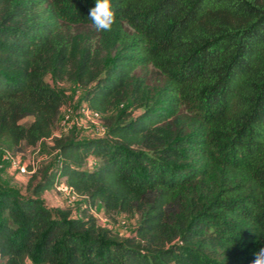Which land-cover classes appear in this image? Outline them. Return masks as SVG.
Segmentation results:
<instances>
[{
    "label": "trees",
    "instance_id": "trees-1",
    "mask_svg": "<svg viewBox=\"0 0 264 264\" xmlns=\"http://www.w3.org/2000/svg\"><path fill=\"white\" fill-rule=\"evenodd\" d=\"M111 2L103 32L95 0H0V148L51 139L57 156L25 196L0 186V264H251L264 247V0ZM46 76L84 91L103 137L52 138L68 99ZM60 182L78 200L56 192L54 214L43 196ZM98 205L113 224L137 218L132 235L101 227Z\"/></svg>",
    "mask_w": 264,
    "mask_h": 264
},
{
    "label": "rangeland",
    "instance_id": "rangeland-1",
    "mask_svg": "<svg viewBox=\"0 0 264 264\" xmlns=\"http://www.w3.org/2000/svg\"><path fill=\"white\" fill-rule=\"evenodd\" d=\"M74 34L82 35L86 38L95 39L94 32L89 27H80L76 28ZM45 80L51 84V86L55 89L61 90L64 92L68 99V103L66 106L62 109L59 120L57 122V129L55 134L59 135L61 130H63L64 125L66 124L67 120L69 118L76 117V110L78 109V106L83 102L82 101V95L84 91H82L80 88L74 85V83L67 82L63 84H59L55 81H53L49 76H46ZM147 82L149 84H156L158 82V77L154 72H149L147 75ZM114 113V112H112ZM137 113V112H136ZM135 113V114H136ZM32 121L31 118H26L21 121L22 124L27 125ZM98 130L102 127V122H98L97 124ZM92 127V124L87 121H78L77 124L73 125V133L79 139H89L93 137V133L90 131ZM96 133V132H95ZM97 134V133H96ZM23 154L17 155L16 157L20 158V160L24 163L34 162L37 165V168L39 166H51L54 169V166L56 165V152L53 151V142L50 140H46L38 144V146L29 151L24 146L21 148ZM30 178V175H20L12 170L7 166V164L1 160L0 158V186L16 191L20 195L25 196L27 194V183ZM43 199H45L46 206L52 210V212L55 214L57 209H66V205L64 203V200L52 189L45 193L43 196ZM98 217L99 222L98 224L101 227H104L106 229H111L114 234L119 240H122L130 235H132L133 230L137 223V218H128L124 215L117 216V222L118 223H112L111 221H107L104 219L102 215V209L98 205ZM72 213L74 216H78L80 212V207L76 206V208H73ZM25 264H31L28 260H25Z\"/></svg>",
    "mask_w": 264,
    "mask_h": 264
},
{
    "label": "built area",
    "instance_id": "built-area-1",
    "mask_svg": "<svg viewBox=\"0 0 264 264\" xmlns=\"http://www.w3.org/2000/svg\"><path fill=\"white\" fill-rule=\"evenodd\" d=\"M76 112V117L73 118L72 116V118L67 120L63 130H61L59 135L55 134L57 128L55 129L52 134V138H60L67 133L73 132V125L77 124L78 121H87L92 124L90 129V131L93 133L92 138H100L105 135L106 128L103 126V124L99 130L97 126L98 122H102V117L97 112L91 110L87 104L82 102L78 106ZM49 140L51 141V139ZM0 158L7 164L10 170L20 175H31L37 169V165L34 162L24 163L20 160V158L12 156L2 148H0ZM53 190L59 193L65 199L68 206H73L78 200V197L74 194L72 189L65 186L62 182L56 183Z\"/></svg>",
    "mask_w": 264,
    "mask_h": 264
},
{
    "label": "clouds",
    "instance_id": "clouds-1",
    "mask_svg": "<svg viewBox=\"0 0 264 264\" xmlns=\"http://www.w3.org/2000/svg\"><path fill=\"white\" fill-rule=\"evenodd\" d=\"M88 17L96 31L110 32L116 22V12L111 0H95V6L89 10ZM251 264H264V247L253 253Z\"/></svg>",
    "mask_w": 264,
    "mask_h": 264
},
{
    "label": "crops",
    "instance_id": "crops-1",
    "mask_svg": "<svg viewBox=\"0 0 264 264\" xmlns=\"http://www.w3.org/2000/svg\"><path fill=\"white\" fill-rule=\"evenodd\" d=\"M45 200V199H44Z\"/></svg>",
    "mask_w": 264,
    "mask_h": 264
}]
</instances>
